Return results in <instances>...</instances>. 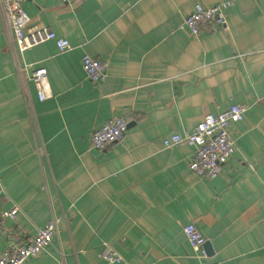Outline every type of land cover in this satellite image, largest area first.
I'll return each mask as SVG.
<instances>
[{
	"label": "crops",
	"instance_id": "1",
	"mask_svg": "<svg viewBox=\"0 0 264 264\" xmlns=\"http://www.w3.org/2000/svg\"><path fill=\"white\" fill-rule=\"evenodd\" d=\"M230 2L225 27L199 37L179 29L195 5ZM29 27L66 39L18 52L0 11V212L25 242L51 219V247L24 264H264V0H33ZM84 56L107 63L91 83ZM45 68L51 96L31 74ZM246 108L230 125L235 153L208 181L188 166L195 149L163 147L205 115ZM113 117L128 123L103 150L91 136ZM205 239L194 250L182 229ZM6 239L0 229V252Z\"/></svg>",
	"mask_w": 264,
	"mask_h": 264
},
{
	"label": "built area",
	"instance_id": "2",
	"mask_svg": "<svg viewBox=\"0 0 264 264\" xmlns=\"http://www.w3.org/2000/svg\"><path fill=\"white\" fill-rule=\"evenodd\" d=\"M33 0H0V11L3 21L18 52L23 53L47 41L54 42L59 52L70 49L66 39L57 37L52 31L44 27H29V17L22 9V5ZM231 6L230 2L204 8L195 5L192 12L184 18L179 29L192 37H199L203 33H210L225 27L223 12ZM82 69L91 83L102 80L107 70V63L101 60L84 56L81 60ZM31 81L36 90L38 101L43 102L51 96L47 71L45 68H36L31 74ZM246 108L242 105H233L228 110L217 115L208 114L197 126L181 136L172 134L163 141L164 148L185 144L195 149L189 163V170L200 179L208 181L219 177L224 166L235 153V142L230 137V125L243 120ZM128 130V123L122 118L113 117L98 128L91 136V147L103 150L106 146L123 140ZM6 196L0 178V199ZM19 213L18 207L13 204L10 210L0 212V229L5 236L6 245L0 252V264H24L29 258L44 253L51 247V241L57 231L56 219H51L45 226L36 229L31 239L20 243L17 233L3 227V220L14 219ZM182 233L188 244L196 251L205 245V239L194 224L183 227ZM99 257L107 264H121L122 257L112 247L103 245ZM212 264H221L218 262Z\"/></svg>",
	"mask_w": 264,
	"mask_h": 264
}]
</instances>
